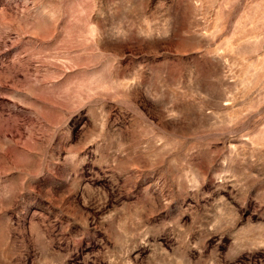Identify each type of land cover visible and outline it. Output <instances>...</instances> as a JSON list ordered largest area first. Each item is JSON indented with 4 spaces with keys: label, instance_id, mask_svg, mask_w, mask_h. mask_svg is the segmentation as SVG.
Returning a JSON list of instances; mask_svg holds the SVG:
<instances>
[{
    "label": "rangeland",
    "instance_id": "374dc122",
    "mask_svg": "<svg viewBox=\"0 0 264 264\" xmlns=\"http://www.w3.org/2000/svg\"><path fill=\"white\" fill-rule=\"evenodd\" d=\"M0 264H264V0H0Z\"/></svg>",
    "mask_w": 264,
    "mask_h": 264
}]
</instances>
